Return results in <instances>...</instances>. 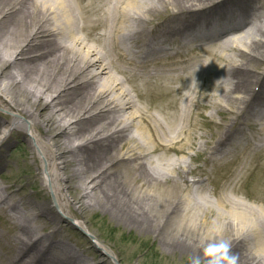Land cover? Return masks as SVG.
Listing matches in <instances>:
<instances>
[{
    "label": "bare ground",
    "instance_id": "bare-ground-1",
    "mask_svg": "<svg viewBox=\"0 0 264 264\" xmlns=\"http://www.w3.org/2000/svg\"><path fill=\"white\" fill-rule=\"evenodd\" d=\"M0 108V264H110L86 227L99 209L192 263L211 239L264 264V194L236 186L248 162L219 192L188 162L217 176L264 146V0H0ZM18 137L45 170L30 148L35 169L6 174Z\"/></svg>",
    "mask_w": 264,
    "mask_h": 264
},
{
    "label": "rangeland",
    "instance_id": "rangeland-1",
    "mask_svg": "<svg viewBox=\"0 0 264 264\" xmlns=\"http://www.w3.org/2000/svg\"><path fill=\"white\" fill-rule=\"evenodd\" d=\"M204 113L206 118L199 119L201 122L205 123V127L203 130L205 132H220L221 130H219L218 125H214V123L220 121V116L212 114L213 117L210 118L209 116L211 115V112L204 111ZM0 114H2L3 116L12 117L11 113L4 111L1 108ZM245 127L247 128L245 129L246 131H251L249 126ZM28 131L29 129L27 128L26 136L29 134ZM255 131L256 130H253V132ZM30 148L33 149V152L36 154L40 166H43V169L45 170V161L36 144H31L30 146L27 142H23L22 138L18 137L15 142H13V145L10 149V159L12 161L6 174L14 173L17 175H21L25 173L24 171L26 169H35L32 158L30 156L27 159L24 158V154L26 152L30 153ZM189 152L192 156L196 157L197 148H193ZM247 153L237 154L236 158H233L228 166L220 169V171L217 173V176L216 173H213V168L210 163H207V159L205 158V156H200L198 158H195L194 160H190L189 158H187L189 159V164L194 169H198V172L195 171L193 175L190 176V179H195L197 177L196 173H198L202 177V179H205L207 178V176H209L211 177V182H206L207 189L211 191L216 187L217 189L219 188L217 190L219 192L220 189H228L230 185H232V178L230 176L235 174L243 161H245L248 162V169L245 170V176L241 180V182L238 183V185L236 184V186H238L237 188L242 187L243 189H245L247 188V186H249L250 189H246V193L248 195H254L256 193L254 186L258 185V188L264 194V182L255 184L254 178V176L259 173L260 165L264 166V146H259V148L254 150L251 157H249L250 155ZM173 157L176 158V156ZM262 173H264V170L262 171ZM215 179L216 181H214ZM0 182H2L1 179ZM32 191L33 190L31 188H28L27 193L24 194H31ZM21 194L23 193L20 192L19 195ZM46 195L51 205L56 209V205L54 203L55 196L53 195L52 190L49 186L47 187ZM240 196L247 204L251 206L253 205L256 207L259 204H262L260 202L249 200L243 195ZM212 199L214 200V197H212ZM56 211L58 212L57 209ZM109 213L110 212L104 213L103 210L100 209L95 214L93 212H87L86 227L90 230L92 237H98L101 243H106L105 245L108 246L110 250L112 249L110 251V254L113 258L111 256L106 257L110 261V264H193L192 257L186 256L181 258L176 251L173 252L172 250L166 249L161 240L159 238H156V235H151L150 233L143 232L134 225L127 226L124 224V222L115 221ZM65 220V222H68L67 224H70V230L68 232L72 234V237L77 243L78 240H82L85 243L87 242L86 248L88 246L95 247V241L93 240V238L83 233L81 231V228H73V224H76L74 220ZM72 231H74V234L76 235H73ZM93 250L95 252L97 251L95 248ZM99 254L101 255V252H99ZM200 264H207V262L202 259L200 260Z\"/></svg>",
    "mask_w": 264,
    "mask_h": 264
},
{
    "label": "clouds",
    "instance_id": "clouds-1",
    "mask_svg": "<svg viewBox=\"0 0 264 264\" xmlns=\"http://www.w3.org/2000/svg\"><path fill=\"white\" fill-rule=\"evenodd\" d=\"M204 255L207 258V264H238V257L230 253V244L224 240L209 239L204 248ZM193 264H200L199 258H196Z\"/></svg>",
    "mask_w": 264,
    "mask_h": 264
}]
</instances>
